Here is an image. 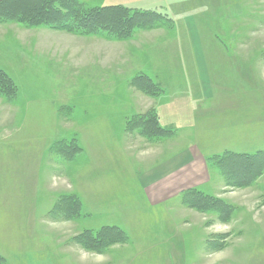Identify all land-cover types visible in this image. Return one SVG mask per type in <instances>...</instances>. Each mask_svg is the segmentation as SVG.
Segmentation results:
<instances>
[{
	"label": "rangeland",
	"instance_id": "1",
	"mask_svg": "<svg viewBox=\"0 0 264 264\" xmlns=\"http://www.w3.org/2000/svg\"><path fill=\"white\" fill-rule=\"evenodd\" d=\"M78 1L160 14L164 24L114 40L0 22V73L15 90L0 85V264H264V169L246 187L233 176L234 155L264 167V0ZM184 13L206 58L232 59L209 65V84L187 82L171 63L191 51L172 21ZM140 77L155 95L136 87ZM138 117L167 134L139 135ZM191 147L207 168L188 190L214 210L188 208L187 190L149 204L143 176L188 163ZM102 228L126 239L97 251L78 242Z\"/></svg>",
	"mask_w": 264,
	"mask_h": 264
},
{
	"label": "trees",
	"instance_id": "2",
	"mask_svg": "<svg viewBox=\"0 0 264 264\" xmlns=\"http://www.w3.org/2000/svg\"><path fill=\"white\" fill-rule=\"evenodd\" d=\"M2 21H15L26 26L40 23L52 29L64 30L69 33L103 34L114 40H126L130 38L134 30L154 29L156 26L164 24V18L160 14L132 11L120 6L85 9L78 0H0V22ZM168 23L171 24L172 21L168 20ZM134 84L146 95L152 96L157 92L154 84L144 78L140 77L134 81ZM0 85L4 95L13 96L15 94L12 87L8 88L10 87L8 78L1 73ZM133 127L139 135L143 136L167 134V131L161 129L155 120L147 117L144 119L138 117L134 121ZM74 147L72 146V150ZM233 157L234 160L236 157L238 160L233 176L236 177L235 185L239 187L249 186L264 169L259 159L249 160L245 155H234ZM214 160V158L211 161L207 160L208 165ZM220 163L222 162H217V164ZM182 197L183 203L188 208L199 212L212 211L216 206L213 200L196 189L183 192ZM74 211L75 207L73 206L68 215L74 214ZM125 239V234L119 229L102 228L96 234L81 235L78 237V242L83 248L97 251L110 244L123 242Z\"/></svg>",
	"mask_w": 264,
	"mask_h": 264
},
{
	"label": "crops",
	"instance_id": "3",
	"mask_svg": "<svg viewBox=\"0 0 264 264\" xmlns=\"http://www.w3.org/2000/svg\"><path fill=\"white\" fill-rule=\"evenodd\" d=\"M192 20V15L187 13H184V15L178 19V23L176 18L172 20L173 24L176 25L177 44L179 47L181 46L180 48H182L184 52H186L187 48L191 51L190 54L187 55H183L181 51V55L173 59L171 63L175 62L176 64L183 66L182 70L187 82L195 84L196 81H200L207 82V84H209L210 75L215 74L216 71L215 69H210L209 65H222L225 63L230 64L232 59L228 56H220L218 58L214 57L209 59L206 58L202 54L200 39H198L197 36L198 29L194 24L192 25ZM179 22H181V24ZM206 66H208V77L206 76ZM234 72L235 71L230 69L227 76H230L231 74L234 75ZM223 74L225 75L224 72ZM238 91H240L239 94H243L242 90L239 89ZM233 108L234 107H232V109ZM192 149L194 148H189L187 153H189ZM188 157L189 158L186 160L188 163H184V161H182L181 164H176V162L173 163L172 166L166 169L164 168L162 173L159 171V168H157L155 173H149L143 176L148 178L144 182L143 189L149 204H165L172 198L178 196L183 190H188L202 185V176L207 168L206 158L204 159L198 156L195 150H192V152L188 154ZM165 171L167 172V175H164ZM159 172L161 173L160 176L157 174ZM143 177H140V180L143 179ZM141 182L143 184V180Z\"/></svg>",
	"mask_w": 264,
	"mask_h": 264
}]
</instances>
